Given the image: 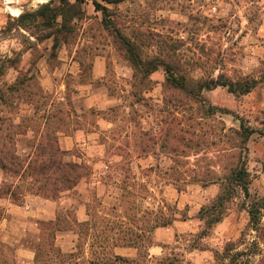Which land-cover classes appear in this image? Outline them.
Returning <instances> with one entry per match:
<instances>
[{
	"label": "rangeland",
	"instance_id": "obj_1",
	"mask_svg": "<svg viewBox=\"0 0 264 264\" xmlns=\"http://www.w3.org/2000/svg\"><path fill=\"white\" fill-rule=\"evenodd\" d=\"M49 1L0 0V89L18 78L25 82L9 103H0V166L7 168L0 192L14 185L13 199L19 201L20 194L38 186L30 172L13 174L18 162L35 170L44 165L45 176L38 180L50 175L49 195L59 196L52 180L59 191L67 189V174L69 190L87 180L91 226L72 224L69 211L60 213L56 226L79 233V248L87 234L95 236L94 264H225L227 244L248 254L241 264H260L258 231L247 210L249 202L264 198V136L258 134L264 130V113L258 114L264 0H218L214 12L213 0H128L107 6L105 15L88 1L80 5V17L71 19V8L65 7V20L58 16L51 27L39 19L20 25L11 14L34 13ZM131 51L145 74L149 62L162 58L178 78L207 82L221 75L258 84L237 98L219 88L220 93L209 95L198 89L199 97L190 98L186 89L175 91L166 82L163 66L157 70L166 83L158 86L137 73L133 79ZM97 58L105 60L107 71L94 81L91 67ZM88 81L91 89L104 93L105 106L111 101L109 108L84 109L79 86ZM213 107L220 111L212 113ZM236 117L255 130L245 159L249 199L239 191L232 195L222 221L206 232L199 211L210 204V190L224 187L231 163L228 129L239 127ZM101 119L111 125L104 135L97 127L99 144H76L66 153L60 149L62 135L82 128V121L90 122L93 126L85 129L94 132ZM67 165L77 168L70 173ZM55 166L59 171L51 176ZM261 217L264 223V213ZM157 229L163 230L161 236ZM115 245L133 246L136 256L116 261ZM259 247L264 253L263 244ZM48 249L57 263L78 264L67 262L52 245Z\"/></svg>",
	"mask_w": 264,
	"mask_h": 264
},
{
	"label": "crops",
	"instance_id": "obj_2",
	"mask_svg": "<svg viewBox=\"0 0 264 264\" xmlns=\"http://www.w3.org/2000/svg\"><path fill=\"white\" fill-rule=\"evenodd\" d=\"M106 71L104 59L97 58L92 62L91 75L94 81L104 78ZM133 74L132 72V78ZM149 79L155 81L159 86L164 81V76L156 70L149 75ZM90 86L92 87L90 81L79 86L84 109L104 110L109 108L111 101L108 102V106H105L103 104L105 100H101L104 93L100 90H93ZM217 88L222 89L223 92L226 89L223 87ZM208 93L218 94L220 91L215 88L206 92V94ZM226 93L230 94L228 91ZM214 105L223 107L226 104L217 102ZM259 113H264V87L258 86ZM110 125V122L101 119L94 125L96 127L93 128V132L85 129V127L91 128L93 125L90 122L83 123L82 121V128H77L71 135H62L58 139L59 147L62 151L69 152L74 149L76 144L81 143L88 146L91 143L99 144L97 141V127L98 132L104 135L101 132L108 130ZM100 155H103L102 152ZM4 175V172L0 169V189L7 181ZM100 182H96V184H101ZM86 187H88V181L81 179L71 190L60 193L54 199L26 193L20 194V200L15 201L11 194L0 192V264H60L56 262L57 258L48 249L50 245L56 248L61 255L67 257V262L73 261L80 264L81 261H85L89 264L93 255H98L93 252L92 243L95 236L92 237L87 234L84 243L79 248L77 247L80 238L79 233L72 228L63 229L56 226L60 213L64 211H69L72 214V224L84 226L89 223V226H91V202L86 196ZM13 189L14 185L11 191ZM208 194L210 195L208 202L211 203L219 192L214 189L210 190ZM89 229V231H92V227H89ZM162 231L157 229L155 234L161 236ZM96 249L101 250L100 247L97 248L95 245ZM112 253L114 258L128 260L136 256L137 250L129 245H115L112 247Z\"/></svg>",
	"mask_w": 264,
	"mask_h": 264
},
{
	"label": "trees",
	"instance_id": "obj_3",
	"mask_svg": "<svg viewBox=\"0 0 264 264\" xmlns=\"http://www.w3.org/2000/svg\"><path fill=\"white\" fill-rule=\"evenodd\" d=\"M56 0H50L49 3L43 4L40 6V9L37 10L34 13H24L17 17V22L22 25L27 20H40L41 23L46 24L48 27H51L53 20L60 16L62 20H65V13L63 10L65 7L71 8V19L80 17L82 14V10L80 8V5L82 3H86L88 1L91 2V4L94 6L95 11L101 12L103 15L107 14L109 9L107 6H115L118 5L126 0H73V2H70L69 0H58L59 4L55 7H52V4ZM36 22V21H35ZM51 22V24H50ZM128 46V45H126ZM130 68L133 70V79L136 78V73L139 75H146V78L149 79V75L156 71L158 66H163L164 71L166 73V82L170 84V86L175 90H183L186 89L187 97L190 98H197L199 97L200 92L203 90H213L217 87H223L226 88L227 91L232 94L234 97H240L247 95L252 89H254L258 81H250L245 80L243 82H233L229 79L223 78L221 75H219L216 79H211L209 81L199 82L195 81L192 78H186L183 76H180V78L172 75V70L174 69V66L171 65L170 62L164 61L162 58H159L155 60L154 62H149L148 65L151 66V68L146 70V74L142 73L141 70L138 68L141 66L140 60L138 61V58L134 55V52H130ZM8 61V60H7ZM2 75H0L1 78ZM165 82V83H166ZM24 81H21L20 78L16 79V81L8 86L6 90L0 89V103L5 105L9 103L10 100L13 99L14 95L19 91V86L24 85ZM200 90V92L197 94L196 91ZM215 111H220V109L213 107L212 113ZM227 114H230L227 112ZM234 116V115H232ZM236 121L239 122L238 128H229L228 129V144H229V158H230V168L228 171V174L223 178L224 187L219 192V194L216 196V198L205 207H202L199 211V219L204 223L205 231L207 232L211 228H213L215 225L220 223L222 221V218L224 216L225 211L227 210L226 205L232 197V195L236 194L238 191L241 192L244 196V198L247 200L249 199V184H250V176L248 171L246 170L245 165V159L247 155V143L250 138V136L255 132L254 129L248 128L244 125V122L242 119L235 118ZM54 130V129H53ZM56 132H59L56 130ZM258 134L264 135V130L260 131ZM1 149V146H0ZM56 152H60L59 149H56ZM66 153L65 151H63ZM1 153V150H0ZM37 162L35 161L34 164ZM2 170L7 169L4 164L1 166ZM35 166H31L30 163L26 164V162H18L17 164V170L13 173L15 176H24L27 174V172H30L32 175V179L35 183L38 184L36 186L35 190H33V186L26 190L29 194H35L42 197L47 198H57L58 196L49 195V180L50 175L45 177L44 182L38 180L39 177L45 176L44 173V165H40L38 169L35 170ZM77 166L74 168L73 165H67L66 169L68 172H73ZM57 166L54 168V172H51V176H56L58 172ZM21 174V175H20ZM34 175V178H33ZM65 173L63 174V176ZM52 187L53 192L60 193L69 190L71 187V182L69 175L67 174L65 177V180L63 183H67L68 186L67 189L63 191H59L56 187V179L52 180ZM76 184H72V188L75 187ZM6 193L11 194L14 198V194L10 189L6 191ZM248 216H249V222L251 227L254 229V231H258V256L261 257L260 264H264V253L262 249H260L259 244H263L264 247V223H262V217L261 214L264 213V198L249 202L248 210H247ZM206 218V220H205ZM205 235V234H204ZM245 252L236 250L235 244H227L226 248L224 249L223 253V261H225V264H241L240 260L243 256H247ZM116 261H123L127 262L128 260L123 258H115ZM89 264H94L92 261ZM246 264H249L247 262Z\"/></svg>",
	"mask_w": 264,
	"mask_h": 264
},
{
	"label": "bare ground",
	"instance_id": "obj_4",
	"mask_svg": "<svg viewBox=\"0 0 264 264\" xmlns=\"http://www.w3.org/2000/svg\"><path fill=\"white\" fill-rule=\"evenodd\" d=\"M11 14L13 15V16H19V11L18 10H11Z\"/></svg>",
	"mask_w": 264,
	"mask_h": 264
},
{
	"label": "built area",
	"instance_id": "obj_5",
	"mask_svg": "<svg viewBox=\"0 0 264 264\" xmlns=\"http://www.w3.org/2000/svg\"><path fill=\"white\" fill-rule=\"evenodd\" d=\"M213 1H214V3H213L212 8H211V11H212V12L215 11V9H216V8H215V4H216L215 2H217L218 0H213Z\"/></svg>",
	"mask_w": 264,
	"mask_h": 264
}]
</instances>
